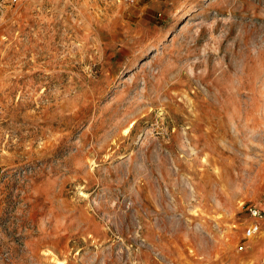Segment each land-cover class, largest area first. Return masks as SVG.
Listing matches in <instances>:
<instances>
[{
  "label": "rangeland",
  "instance_id": "obj_1",
  "mask_svg": "<svg viewBox=\"0 0 264 264\" xmlns=\"http://www.w3.org/2000/svg\"><path fill=\"white\" fill-rule=\"evenodd\" d=\"M263 198L264 0H0V264H264Z\"/></svg>",
  "mask_w": 264,
  "mask_h": 264
},
{
  "label": "built area",
  "instance_id": "obj_2",
  "mask_svg": "<svg viewBox=\"0 0 264 264\" xmlns=\"http://www.w3.org/2000/svg\"><path fill=\"white\" fill-rule=\"evenodd\" d=\"M260 205H249L247 207L249 215L253 218L251 222L245 227L244 236L246 238H251L259 231L261 227V221L258 219L260 217H264V198L260 201ZM239 249L242 248V244H240Z\"/></svg>",
  "mask_w": 264,
  "mask_h": 264
}]
</instances>
